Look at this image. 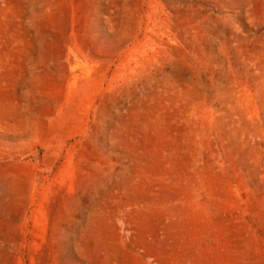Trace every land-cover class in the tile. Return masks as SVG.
Returning a JSON list of instances; mask_svg holds the SVG:
<instances>
[{
  "label": "rangeland",
  "instance_id": "374dc122",
  "mask_svg": "<svg viewBox=\"0 0 264 264\" xmlns=\"http://www.w3.org/2000/svg\"><path fill=\"white\" fill-rule=\"evenodd\" d=\"M0 264H264V0H0Z\"/></svg>",
  "mask_w": 264,
  "mask_h": 264
}]
</instances>
